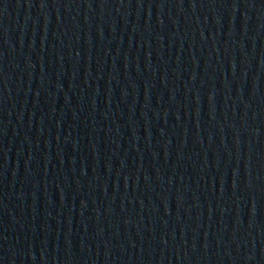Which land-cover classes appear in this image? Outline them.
I'll use <instances>...</instances> for the list:
<instances>
[{
    "label": "water",
    "instance_id": "1",
    "mask_svg": "<svg viewBox=\"0 0 264 264\" xmlns=\"http://www.w3.org/2000/svg\"><path fill=\"white\" fill-rule=\"evenodd\" d=\"M0 264H264V0H0Z\"/></svg>",
    "mask_w": 264,
    "mask_h": 264
}]
</instances>
